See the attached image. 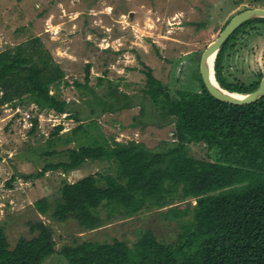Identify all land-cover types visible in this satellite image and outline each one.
<instances>
[{"label": "trees", "instance_id": "16d2710c", "mask_svg": "<svg viewBox=\"0 0 264 264\" xmlns=\"http://www.w3.org/2000/svg\"><path fill=\"white\" fill-rule=\"evenodd\" d=\"M242 63L247 67L239 68ZM213 69L218 83L229 91L257 88L264 73L263 16L243 21L230 33L215 55ZM85 70L84 81L73 84L88 106L87 123L72 105L76 102L63 96L70 85L66 71L38 37L0 49V107L34 104L31 133L41 112L54 111L78 121L64 139L63 125L54 126L49 145L59 139L74 144L46 151L63 157L46 161L25 177L51 170L68 173L88 159L109 163L74 181L63 179L55 200L43 196L35 201L37 209L56 221L74 219L90 230L168 206L161 214L178 219L177 235L168 242L145 229L132 244L113 237L65 242L57 249L51 226L42 219L30 220L31 236H19L13 246L0 227V264H42L55 253L65 264H264V96L248 104L220 100L206 88L198 66V88L176 93L149 73L154 124H173L172 140L149 147L142 140L122 141L98 131L99 115L139 106L143 116L148 103L144 96L135 101L104 75L90 85L89 62ZM101 85L105 88L100 92L96 86ZM192 142H204L217 155L194 156L189 150ZM177 201L188 205L178 208Z\"/></svg>", "mask_w": 264, "mask_h": 264}, {"label": "rangeland", "instance_id": "374dc122", "mask_svg": "<svg viewBox=\"0 0 264 264\" xmlns=\"http://www.w3.org/2000/svg\"><path fill=\"white\" fill-rule=\"evenodd\" d=\"M242 4L264 7V0H0V49L38 37L40 44L66 71L70 85L63 89V96L76 102L72 105L84 123L91 116L73 80L84 81L87 62L90 85H96L98 75H104L135 97V101L144 96L148 103L146 115L140 116L139 106L105 112L97 118L98 131L105 137L142 140L147 146L155 147L173 139V124H154L157 122L151 117L154 104L149 98L153 83L148 74L172 93L196 90L202 51ZM245 67V63L239 65ZM104 88V85L96 86L100 92ZM18 108L10 104L0 107V227L11 246L19 236H31L29 221L37 219L51 226L57 249L65 242L113 237L132 244L145 229L153 230L161 240L175 239L178 219L161 214L168 206L145 209L90 230L82 229L74 219L56 221L40 213L35 201L46 196L53 202L63 179L74 181L108 168L109 163L88 159L68 173L51 170L39 177H25L39 170L46 161L63 157L60 152L47 154L46 151L72 146L74 142L64 143L62 139L78 121L54 111L41 112L38 126L31 133L35 105ZM25 112L30 114L27 119L23 118ZM58 123L63 125L62 139L49 145L50 132ZM189 150L200 158L217 155L204 142L190 143ZM189 201L194 202L191 198ZM187 205L188 201L176 202L178 208ZM42 264H65V260L55 253Z\"/></svg>", "mask_w": 264, "mask_h": 264}, {"label": "water", "instance_id": "95a60500", "mask_svg": "<svg viewBox=\"0 0 264 264\" xmlns=\"http://www.w3.org/2000/svg\"><path fill=\"white\" fill-rule=\"evenodd\" d=\"M259 16L264 17V7H245L242 4L240 6V11L229 19L217 37L211 41L201 53L199 71L203 82L208 91L220 100L234 104H248L264 96V73L257 88L247 93H237L223 88L216 80L213 69L215 55L230 33L243 21Z\"/></svg>", "mask_w": 264, "mask_h": 264}, {"label": "built area", "instance_id": "2783aa9c", "mask_svg": "<svg viewBox=\"0 0 264 264\" xmlns=\"http://www.w3.org/2000/svg\"><path fill=\"white\" fill-rule=\"evenodd\" d=\"M17 109H19L18 107H17ZM28 117H30V114L29 113H27V112H25V116L23 117L24 119H27ZM31 123V122H30Z\"/></svg>", "mask_w": 264, "mask_h": 264}, {"label": "bare ground", "instance_id": "6f19581e", "mask_svg": "<svg viewBox=\"0 0 264 264\" xmlns=\"http://www.w3.org/2000/svg\"><path fill=\"white\" fill-rule=\"evenodd\" d=\"M212 60V59H211ZM215 83H216V81H215Z\"/></svg>", "mask_w": 264, "mask_h": 264}]
</instances>
